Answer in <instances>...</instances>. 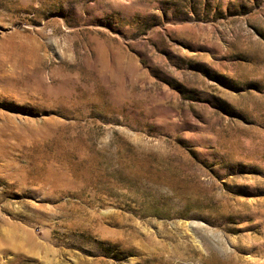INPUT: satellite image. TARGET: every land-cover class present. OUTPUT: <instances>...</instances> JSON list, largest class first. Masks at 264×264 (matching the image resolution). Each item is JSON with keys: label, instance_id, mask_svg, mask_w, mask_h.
Here are the masks:
<instances>
[{"label": "rangeland", "instance_id": "obj_1", "mask_svg": "<svg viewBox=\"0 0 264 264\" xmlns=\"http://www.w3.org/2000/svg\"><path fill=\"white\" fill-rule=\"evenodd\" d=\"M0 264H264V0H0Z\"/></svg>", "mask_w": 264, "mask_h": 264}]
</instances>
